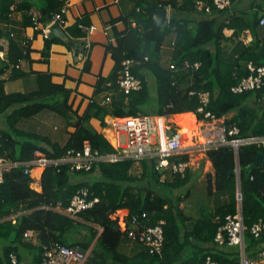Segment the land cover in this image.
<instances>
[{
  "label": "trees",
  "instance_id": "obj_1",
  "mask_svg": "<svg viewBox=\"0 0 264 264\" xmlns=\"http://www.w3.org/2000/svg\"><path fill=\"white\" fill-rule=\"evenodd\" d=\"M66 1L0 0V41L9 42L7 58L0 56V120H3L0 154L21 163L5 172L4 182L0 184V264H14L12 255L16 256L17 264H22L29 253L33 254L32 264H41L45 246L59 243L88 251L95 240L88 264H204L208 256L219 264H240L235 254L228 252L227 245L221 247L215 243V237L225 223V217L239 210L238 182L234 174L237 162L240 165L244 225L250 229L260 219L264 220V163H256L259 154H264V147L255 144L243 146L238 158L230 147L207 151L215 170L214 179L210 175L208 177V194L215 189L227 194L230 201L217 207L212 219L196 221L191 231L179 207L182 198L172 195L191 181L189 171L185 177L175 174L173 180L162 181L155 158L139 162L142 168L140 174L133 172L137 162L131 159L99 161L90 171L73 170L69 164H52L42 174V192H36L31 188L32 179L26 174L29 168L26 164L35 158L38 150L44 152L48 159L59 160L69 150H82L86 142L99 156L115 154L116 150L102 132L92 126L93 119L100 121L104 128L116 118L139 115L171 117L194 113L198 120H202L204 112H211L218 118L225 117L227 125L236 124L241 137L264 136V86L240 94L232 91L233 86L250 74L248 63L264 67V36L261 37L258 31L264 0L262 4L253 3L251 11L237 10L238 0H233L232 10L220 11L213 7L210 13L198 8L196 0H132L135 8L131 17L116 20L124 21L126 29L119 31L114 27L116 43L107 47L115 62L113 73L107 78L99 77L95 98L82 115L75 116L71 114L70 89L56 83L51 73L30 74L20 68L21 63L31 59L35 37L43 34L54 16L61 13ZM150 7H170L172 13L160 28L150 29L144 36L142 24L151 20ZM37 9L39 17L34 15ZM16 13L23 15V26L33 30V34L27 37L33 38V41L27 45H23V41L18 42L15 37L18 32L11 27L15 24L12 18ZM191 14L201 18L195 21L183 16ZM34 18L39 24L37 28ZM80 23L72 30L77 38L84 37ZM226 29L234 30L235 37L250 29L255 37L249 46L238 45L235 48L234 61H230L224 50L227 46ZM172 36V59L170 65H164L161 60L163 48ZM53 42L67 43L55 36L46 39L45 57H49V47ZM2 51L4 47L0 43V53ZM126 59L137 62L133 74L142 83L141 89L129 94L121 91L118 84L122 63ZM185 62L190 67H185ZM196 63H200L199 68L194 67ZM171 65L177 70L171 69ZM90 66L88 60L86 70H90ZM8 72V80L11 81H29L28 78L33 76L35 87L8 93L5 89L7 79L4 78ZM201 92L210 94L206 106L201 103ZM107 94L111 95V102L102 105ZM201 107L204 108L202 113L199 112ZM45 110L69 120L68 126L73 131H70L64 145L47 135L19 129L22 120ZM189 158V154H182L170 160L189 161ZM83 188L89 190L90 199L97 198L99 202L81 212L77 220L40 209L43 205L58 202L68 206ZM21 210L30 212L19 215L16 222L3 220ZM118 210H128L132 215L144 211L154 213L151 221L154 225L160 220L165 221V243L161 255H152L143 246L133 256L119 250L124 236L110 218ZM216 217H220L219 222L215 221ZM95 226L102 228V232ZM28 230L34 231L30 240L24 236ZM73 232H77L80 238L72 239ZM87 235L90 239L84 237ZM245 240L249 244L248 249L264 246V235L256 239L249 230Z\"/></svg>",
  "mask_w": 264,
  "mask_h": 264
},
{
  "label": "built area",
  "instance_id": "obj_2",
  "mask_svg": "<svg viewBox=\"0 0 264 264\" xmlns=\"http://www.w3.org/2000/svg\"><path fill=\"white\" fill-rule=\"evenodd\" d=\"M116 1L118 2L119 0ZM68 2L66 1L61 13L55 15L52 22L47 26L46 37H49L51 34L50 27L52 25L57 23L61 28L66 25L63 14L66 11ZM196 6L205 9L207 13L212 12L213 7L216 10L227 11L232 10L233 0H212V2H209V0H196ZM165 9L168 10L169 15L171 8L166 7ZM34 22L36 24L35 28H37L39 24L36 18H34ZM259 25L264 27V8L259 15ZM79 28L84 33V38L87 39L98 30L97 26L85 25L83 23L79 24ZM32 41L33 38H26L22 44L27 45ZM0 56H3L2 52ZM146 60L148 59L146 58ZM136 63L134 59H126L122 63L121 77L118 84L120 90L126 94L138 91L142 87L141 80L133 74V67ZM184 66L190 67V64L185 62ZM199 66L200 63L194 65L195 68H199ZM247 68L250 74L232 87V91L236 94L264 86V67H256L254 64L248 63ZM171 69L177 70V67L171 65ZM190 93L194 94L195 92ZM199 97L204 106L209 103L210 94L208 92L199 93ZM110 102L111 95H105L102 105H108ZM199 112H204V108H199ZM204 113L202 120H198L196 117L198 120L197 133L193 132L191 136L192 141L198 137L199 146H190V148L194 147L208 151L212 148L230 147L236 157H238L240 149L243 146L255 144L259 147H264V136L241 137L240 128L236 124L227 125L225 117L218 118L211 112ZM168 119L169 117L139 115L110 120L108 125L104 127V130L109 127L112 134L110 136L105 133L102 134L116 150L115 154L111 156H99L97 152L92 151L88 142L85 143L82 150H69L59 160L48 159L44 152L41 150L36 151L35 158L26 164L29 166L26 174L32 179L31 188L36 192H42L41 179L39 180L36 175H33V171L36 169H42L44 172L46 167L52 164H69L73 170L90 171L96 162L103 160L117 162L131 159L139 163L145 158H155L157 160V170H166L172 175L180 174L182 177H185L190 167V160L171 161L170 159L184 153L190 156V151H185L187 147L182 142V133L178 125L168 121ZM20 164L0 154V184L4 182V173ZM238 172L240 173V170ZM98 202L99 199L97 198L90 199L89 190L83 188L74 195L68 206H65L62 202H58L55 205H43L40 209L55 211L77 219L81 212L93 208ZM154 215V213L148 211L141 212L139 215H132L127 210H118L112 213L110 218L116 222L118 230L133 243L140 244L152 255H161L165 243V221L160 220L156 225L151 224ZM16 218V216L11 217L13 222H16ZM215 221L219 222L220 217H216ZM248 230L254 238H262L264 235V220L260 219L248 229L244 225L242 212L238 210L236 214H229L225 217V223L216 234L215 243L221 247L225 245L228 247H239L242 250L240 264H264V246L259 249L255 258H250L246 255L245 234ZM24 236L30 240L34 236V231L28 230ZM88 259L89 251H84L79 247L55 243L44 247L41 264H87ZM12 261L14 264H17L16 256L12 255ZM204 264H219V262L208 256Z\"/></svg>",
  "mask_w": 264,
  "mask_h": 264
},
{
  "label": "crops",
  "instance_id": "obj_3",
  "mask_svg": "<svg viewBox=\"0 0 264 264\" xmlns=\"http://www.w3.org/2000/svg\"><path fill=\"white\" fill-rule=\"evenodd\" d=\"M134 8H135V3L132 0H119L118 2L116 0H69L66 11L64 13L66 25L62 28V30L66 33L69 40L71 39V41L77 44H82V43L85 44L82 52L79 53V55H77L76 50L71 46H69L67 43L65 44V43L53 42L49 47L50 49L49 57H45L43 52L47 47L46 39H51V36H53L51 33L49 37H46L45 35L47 33V27H46L44 29L43 34L42 35L40 34L37 37H35V40L32 43L31 56H30L31 59L29 61H24L23 63H21L20 68L24 72L30 74L32 72L51 73L53 76V80L56 83L64 84L68 89L71 90V96L69 101L72 106L71 114L73 116H75L76 114L82 115L87 109L90 102L95 98V86L97 84L99 77L103 76L107 78L113 73L115 62L113 60L111 53L108 51L107 47L111 43L112 44L116 43V39L114 37L115 36L114 27L119 31H124L126 29V25L124 21L116 22V20H119L121 18L129 19L134 11ZM38 12H39L38 9L35 10L34 15L37 17H39ZM168 16L169 18L171 17V11L169 12ZM183 16L185 17L187 16L191 20L195 19L196 21L199 18V16L195 14L183 15ZM151 19H152V15H151ZM12 22L15 24L11 25V27H13V29H15L16 32H18V35L15 36L18 42L19 41L22 42L28 36L33 34L32 28H26L25 26H23L22 14L20 13L14 14L12 18ZM79 22H82L86 25L97 26L98 30L94 35L88 37V39L84 37L77 38L75 37L74 32L72 30L73 28L76 27V25ZM114 22H116V24ZM258 31L260 32V36L263 37L264 27L260 26ZM224 35L227 38L226 45H228L227 47L230 48L229 50L230 55H227L228 58H233L234 56H236L235 48L238 47V45L249 46L251 42L255 39L250 29H247L245 32L243 31L239 36L236 37L234 36L233 30L226 29L224 31ZM171 39L173 44L174 37L172 36ZM0 43L4 47V51H2L3 56H1V58L6 59L9 42L6 40H2L0 41ZM172 54H173V47L169 49L164 48L161 57L162 62L165 59H167L168 62L170 63L172 59ZM88 60L91 62L90 70H86L85 68ZM9 76H10L9 72L4 76V78L7 79L5 89L8 93L27 91L28 89L27 79H19V80L11 81L8 80ZM28 80L31 81L29 83H31L32 86L35 87L33 76L28 78ZM185 114L188 113L173 115L168 119V121H171L178 125L181 133L187 130L186 128L188 127L179 124V119L177 120V118H180V116ZM189 114L192 115V118L195 121L194 124L195 123L198 124L196 115L194 113H189ZM91 124L97 131L108 134V136H110L111 129H109L108 127L107 129L104 130V128L101 127L100 121L93 119L91 121ZM193 125H191L190 128H192ZM2 126H3V120H0V128H2ZM71 131H73V128H71ZM185 151H190V158H189L190 167L188 171L191 176V180L195 174H199L200 181H202V183L206 181V185L204 186L208 187V177L210 175L214 179L215 170L211 160L207 155V151H203L199 148H194V147L190 149L186 148ZM138 168L142 170L141 163L135 164L134 170H137ZM42 174H43L42 169H36L33 171V175L34 176L36 175L39 180L42 178ZM161 174H162V178H161L162 181L173 180L174 178V175H172L169 171L166 170L161 171ZM237 193H238V187H237ZM190 196L191 195L189 193L186 196L181 197L182 199L179 205V207L183 210L185 217L187 218L185 224L188 230L190 231L194 229L196 221L213 218L215 210L217 208L216 200H219L223 205L227 204L230 201V198L227 194L217 192L214 189L213 193L209 195L211 198L210 200L213 206L214 213L205 215V212L202 209L203 213L202 211H199L197 215L194 216L193 214H186L187 210L189 211L193 209V207L190 206V203H187L185 205V201H187L190 198ZM21 207L23 206L21 205ZM28 212L30 211L21 210L19 213L12 214L10 217L5 218L3 220H8V219L12 220L11 219L12 216L18 217L19 215ZM206 216L209 218H207ZM97 229L99 230V232H102V228L98 227ZM195 242L197 243V241ZM95 244H96V240L93 242L92 247L88 250L89 254L91 252V249L95 246ZM248 245L249 244H247L245 240L246 255H248L250 258H255L257 253L255 254L252 253L253 249H248ZM134 253L130 254L128 251L126 255L133 256ZM26 255H27L25 256L26 259H24L22 264H32L33 254L29 253Z\"/></svg>",
  "mask_w": 264,
  "mask_h": 264
},
{
  "label": "rangeland",
  "instance_id": "obj_4",
  "mask_svg": "<svg viewBox=\"0 0 264 264\" xmlns=\"http://www.w3.org/2000/svg\"><path fill=\"white\" fill-rule=\"evenodd\" d=\"M253 3L262 4L263 1L262 0H238L235 8L237 10H240V11H243V10L251 11L252 10L251 5ZM200 18L201 17H199L198 20ZM171 42H172V39H171V37H169L168 40L166 41L165 45H164V48H167V49L172 48ZM248 44H250V43H248ZM227 46H226V48H224V50L226 51L225 52L226 55H230V53H229L230 48ZM164 48H163V50H164ZM232 60H233V58L230 59V61H232ZM163 63L166 65L169 62L167 59H165L163 61ZM29 82H31V81H28V84H27L28 89L27 90H31L34 88V86H32V84ZM30 86H32V87H30ZM230 116H232V114ZM178 119L179 118H177V120ZM68 121L69 120L67 118L61 116L60 114H58L56 112L45 110L37 116L22 120L18 126H19V129H22L25 131H30V132H35V133L47 135V136L51 137L54 141L59 142L60 144L64 145L70 137L69 133H70L71 128H72V127L68 126ZM196 125H197V123H195L192 126V128H190V129L186 128L187 130L182 132V142H183L184 146H186L187 148H190V146H199L198 137L196 139H194V141H192L190 139L193 132L197 133L196 127L198 125L197 126ZM17 151H19V150H17ZM133 172L140 174L141 169L138 168L137 170H133ZM204 185H206V181H204V183H202V181H200V175L195 174L192 177L191 182L186 187L181 188V189H177L173 192V195H175L176 197H184L190 193L191 196L187 201H185V205L187 203H190V206H192L193 209H191L189 211L187 210L186 214H193L194 216H196L199 211H202V213H203V210L205 212V215H208L210 213H214L213 212V206H212V203L210 200L211 198L208 195V187H205ZM212 200H213V197H212ZM216 202H217V207L223 205V204H221V202L219 200H216ZM207 218H209V217H207ZM98 227L99 226H97V228ZM84 237L90 239L89 235L84 236ZM78 238H80L79 234L77 232H73L72 233V239L77 240ZM0 244H1V242H0ZM226 248H227L228 252L234 253L240 262V260L242 259V250H240L239 247H226ZM142 249L143 248L141 245H139L137 243H133L127 237H123L122 242L120 244V251L124 254H126L129 251L130 254H133L135 252L134 253V255H135L138 252H140ZM258 251H259L258 248H254L252 250V253L255 254Z\"/></svg>",
  "mask_w": 264,
  "mask_h": 264
},
{
  "label": "water",
  "instance_id": "obj_5",
  "mask_svg": "<svg viewBox=\"0 0 264 264\" xmlns=\"http://www.w3.org/2000/svg\"><path fill=\"white\" fill-rule=\"evenodd\" d=\"M150 14L152 15V19L149 22L143 23L142 28H143V34L146 36V32L149 31L150 29H156L160 28L165 22L168 21V10L167 9H157L155 7H150L149 8ZM44 12V11H43ZM50 32L52 33L53 36L61 39L64 42H67L69 46L74 48L77 52V55L82 52L84 48V43L82 44H77L71 40H69L68 36L66 33L62 30V28L59 26V24H54L50 27ZM238 158V157H237ZM257 164L264 163V154H259L257 161ZM240 170V165L239 162H237V171H235V175L237 177V182H238V193H237V199L239 201V210L242 212V192H241V178H240V173L238 172ZM163 170H160V172Z\"/></svg>",
  "mask_w": 264,
  "mask_h": 264
},
{
  "label": "bare ground",
  "instance_id": "obj_6",
  "mask_svg": "<svg viewBox=\"0 0 264 264\" xmlns=\"http://www.w3.org/2000/svg\"><path fill=\"white\" fill-rule=\"evenodd\" d=\"M194 119L192 118V115L191 114H185V115H182L180 116L179 118V124H181L182 126L185 125V127H188L190 128L191 125L194 124ZM110 134H112V132H110Z\"/></svg>",
  "mask_w": 264,
  "mask_h": 264
},
{
  "label": "clouds",
  "instance_id": "obj_7",
  "mask_svg": "<svg viewBox=\"0 0 264 264\" xmlns=\"http://www.w3.org/2000/svg\"><path fill=\"white\" fill-rule=\"evenodd\" d=\"M260 154H262V153H260Z\"/></svg>",
  "mask_w": 264,
  "mask_h": 264
}]
</instances>
